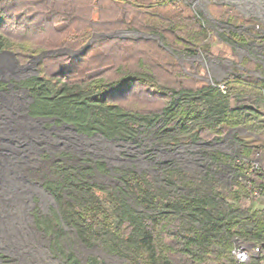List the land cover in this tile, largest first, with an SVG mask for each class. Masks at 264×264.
I'll return each mask as SVG.
<instances>
[{
    "label": "trees",
    "instance_id": "trees-1",
    "mask_svg": "<svg viewBox=\"0 0 264 264\" xmlns=\"http://www.w3.org/2000/svg\"><path fill=\"white\" fill-rule=\"evenodd\" d=\"M88 1V8L78 12L75 3L85 5L79 0H0V46H20L26 56L39 55L62 46L78 50L97 34L127 30L157 36L163 46L150 40H101L79 56L55 62V71L41 69L32 87L35 116L70 124L89 137L101 134L107 139L125 140L135 138L141 128L160 122V136H165L170 127L172 140L180 141V135H184L191 143L226 135L246 123L249 115L242 107L232 106V96H242L243 91L258 95L264 91L260 80L243 78L233 70L225 82V93L218 86L192 85L181 70L174 69L178 65L177 53H211L209 31L197 16L185 14L180 1L98 0L99 5ZM101 2L113 5L116 15L103 18ZM62 22L68 28L64 35L55 38L60 40L55 47L51 44L38 48L23 42L25 39H20L22 43L12 41L15 32H28L34 23L36 35ZM131 45L145 49L137 50V57ZM136 57L138 61H134ZM76 78L81 81L76 82ZM137 87H145L149 97L160 98L161 108L150 112L129 110L118 103L132 96ZM258 136V142L238 141L240 151L234 158L221 153L211 157L232 174L233 185L226 189L227 197L233 198L231 203H225L228 198L222 194L224 185L214 170L202 176L172 168L165 174L166 184L184 188L189 194L156 188L149 176L127 172L121 195L115 191L105 194L110 205L106 210L105 201L96 196L101 189L83 183L91 174L87 170L81 174L80 182H65L79 184L83 193L79 194L82 198L77 195L73 201L60 199L61 217L85 246H93L103 235L112 236L111 247L114 251L121 247L120 253H126L130 264H264V255L250 263H239L233 256L235 238L256 244L264 252V210L254 211L247 206L248 198H257L253 192L264 189V170L253 164L255 155L264 151V122ZM62 187H55L59 195L62 193L58 188ZM130 196L144 210L154 213H135L128 204Z\"/></svg>",
    "mask_w": 264,
    "mask_h": 264
},
{
    "label": "rangeland",
    "instance_id": "rangeland-1",
    "mask_svg": "<svg viewBox=\"0 0 264 264\" xmlns=\"http://www.w3.org/2000/svg\"><path fill=\"white\" fill-rule=\"evenodd\" d=\"M79 1L85 5L75 3L74 7L78 12H84L90 2ZM178 1L184 6L185 14L197 16L209 31L208 43L211 45L210 55L176 54L178 65L173 68L181 70L189 79L188 83L199 87H219L234 74L233 70L241 72L239 67L244 65L246 56L264 60V0ZM92 2L100 3L98 0ZM101 6L104 7L103 18L108 15L111 19L116 15L113 5L101 2ZM97 14L95 9L94 16L97 17ZM65 23H60L58 27L53 25L36 35L34 23L28 32H15L12 41L25 39L23 42L38 48L51 44L55 47L60 41L55 38L64 35L68 28ZM114 38L150 40L163 46L159 37L137 30L97 34L78 50L62 46L31 56H26L20 46L19 49L14 48L17 50L0 46V264H95L96 261L130 264L126 253H120L121 247L115 251L111 247V243L114 244L112 236L103 235L93 246H85L72 226L61 217L60 199L73 201V197L83 193L79 184L71 182L67 185L65 182L67 179L80 182L81 174L87 170L91 174L83 183L101 189L103 193L97 191L96 196L105 201L106 210L110 205L105 194L115 191L121 195L125 187L123 176L127 172L149 176L156 188L165 187L178 195L189 194L184 188L166 184L165 174L172 168L202 176L214 170L217 179L224 185L222 194L228 198L225 203L233 202L226 192L233 185L232 174L225 165L214 162L211 157L221 153L234 158L240 151L238 141L252 143L259 138L258 131L249 125L241 124L226 135L191 143L184 135H180V141L172 140L170 127H167L165 136H160L163 127L160 122L148 129L141 128L135 138L125 140L107 139L101 134L89 137L78 133L70 124L35 116L32 87H35L39 71H55V62L79 56L97 41ZM131 46L137 57L139 54L136 51L145 49L144 46ZM137 57L134 61H138ZM251 64L250 69H254ZM75 81H81V78ZM138 87L132 96L118 103L129 110L150 112L161 108L160 98L149 97L145 87L143 90ZM232 89L236 92L237 88ZM249 94L251 96H246V91L242 96L233 94L231 104L258 109L262 113L260 122H263L264 104L256 102L254 95ZM186 125L194 127V124ZM186 132L182 134L189 133ZM59 185H63L58 188L62 195L55 191ZM128 204L137 214L154 213L144 210L134 196L129 197ZM233 242L236 247L243 241L235 238ZM247 244L254 246L250 242ZM259 255L263 256L264 252Z\"/></svg>",
    "mask_w": 264,
    "mask_h": 264
},
{
    "label": "crops",
    "instance_id": "crops-1",
    "mask_svg": "<svg viewBox=\"0 0 264 264\" xmlns=\"http://www.w3.org/2000/svg\"><path fill=\"white\" fill-rule=\"evenodd\" d=\"M245 62L244 65H242L241 67H239V69L241 70V74L243 78H248V77H255L257 80H260L263 84H264V60H254L251 59V57H245ZM252 63V64H251ZM254 66V69H250V65ZM249 65V68H248ZM250 95L249 92H246V96ZM251 96V95H250ZM253 98H255L256 102H260L264 104V91H262L261 93L258 92V95L254 96ZM244 111L247 112V114L249 115V117L246 118V125H249L251 127H253V129L255 131L261 132V124L264 122H260L261 120V115L259 110L256 108H249L247 106L242 107ZM251 113V114H250ZM259 118H257V117ZM259 138L257 137V139L254 142H258ZM247 141H244V143H246ZM249 161L247 160L246 165L250 164L248 163ZM254 165L256 168L258 169H262L264 170V151H260L259 154L257 153L255 155L254 161H253ZM247 206L248 207H252L254 211H263L264 210V196L258 197V198H248L247 199ZM256 245V244H254Z\"/></svg>",
    "mask_w": 264,
    "mask_h": 264
},
{
    "label": "built area",
    "instance_id": "built-area-1",
    "mask_svg": "<svg viewBox=\"0 0 264 264\" xmlns=\"http://www.w3.org/2000/svg\"><path fill=\"white\" fill-rule=\"evenodd\" d=\"M220 89L226 93V86L220 85ZM253 195L255 197H261V195L264 196V189H256L253 192ZM253 247V248H251ZM262 252V249L258 246H250L246 242H241L237 244L233 251V256L239 263H250L253 258H257L259 256V253Z\"/></svg>",
    "mask_w": 264,
    "mask_h": 264
}]
</instances>
